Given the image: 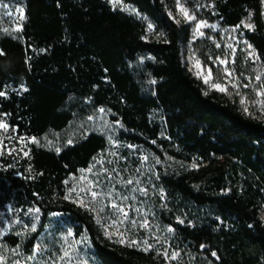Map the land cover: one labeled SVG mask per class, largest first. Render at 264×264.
<instances>
[{
    "label": "trees",
    "instance_id": "1",
    "mask_svg": "<svg viewBox=\"0 0 264 264\" xmlns=\"http://www.w3.org/2000/svg\"><path fill=\"white\" fill-rule=\"evenodd\" d=\"M122 2L144 20L103 0H23L20 37L0 34V92L19 91L0 97V121L6 118L26 139L62 133L73 120L66 110L72 96L110 109L113 121L130 132L120 139L158 157L198 167L214 157L236 162L241 191L228 195L194 191L189 174L162 176L169 196L197 211L209 209L214 218L192 213L191 227L165 215L160 221L174 230L192 264H264V120L245 115L224 94L205 92L192 76L182 56L190 29L172 18L171 0ZM204 19L226 28L249 19L253 27L244 38L264 72L261 0H213ZM142 55L152 58L140 74L155 81L150 96L142 94L131 68ZM153 113L162 124L151 119ZM104 149V138L90 134L59 153L30 146L26 156L0 163V209L18 218L38 209L42 227L52 214L67 217L75 241L89 249L80 251L76 264H166L156 252L106 241L91 215L66 199L68 179ZM40 230L25 244L27 253ZM4 240L20 244L12 236Z\"/></svg>",
    "mask_w": 264,
    "mask_h": 264
},
{
    "label": "rangeland",
    "instance_id": "2",
    "mask_svg": "<svg viewBox=\"0 0 264 264\" xmlns=\"http://www.w3.org/2000/svg\"><path fill=\"white\" fill-rule=\"evenodd\" d=\"M22 1L0 0V34L12 38L20 37L24 13L18 9L23 10ZM103 1L114 10L144 20L134 8L125 5L122 0L115 8L110 0ZM212 1L180 0V5L188 10L189 15L195 16L194 20H189L181 13L177 0H171L174 7L172 18L190 29V39L182 53L183 62L192 76L202 84L205 92L224 94L245 115L264 120V95L258 94L264 93V72L256 52L244 38V31L252 30L245 27V24L251 22L247 19L240 27L226 28L219 22L204 19V13L210 8ZM261 1L264 18V0ZM201 22L205 26L197 30V25ZM151 60L150 56L142 55L131 66L145 96L153 94L155 83L148 76L141 79L140 74H146L145 64ZM205 79L208 80L207 83ZM216 83L226 88V91L213 88L212 85ZM11 92L19 93L10 89L0 97L7 98ZM241 99L245 101L244 104H241ZM66 110L73 117L69 126L62 133H49L36 139L38 143H32V138L17 136L15 130L9 127L6 118L2 119L0 123L7 124L8 128L0 129V163L17 158L20 154L26 156L30 146L59 153L90 134L104 138L105 149L92 160L89 168L71 176L66 182V199L91 215L96 228L106 241L140 251L151 246L150 250L144 252L160 254L166 264H192L193 260L179 248L176 233L160 221V216L165 215L175 219L181 226L191 227L194 225L192 213L214 218V212L209 209L197 211L189 203L181 205L165 191L161 177L173 178L189 174L194 191L228 195L233 191H241V185L235 176V170H239L236 162L225 157H214L207 165L193 167L166 155L158 157L145 147L122 141L120 135L130 132L120 120L113 121L116 115L110 109L96 107L91 100L71 96ZM151 119L159 124L163 122L159 113H153ZM57 148L60 149L59 152L56 151ZM129 180L132 183H127ZM141 188L145 189L146 194L139 191ZM71 189L75 191H70ZM92 191L101 195L93 200ZM113 203L122 208L127 217L113 208ZM260 218L264 225V212ZM145 222L147 227H142ZM41 225V215L37 210H31L23 218H18L11 211L0 209V257H3V264H14L15 261H19V264H76L75 259L80 251H89L82 241H75L73 226L67 217L52 214L46 219L44 227ZM110 225L114 227H109ZM39 230L32 252L27 253L25 244ZM10 236L17 238L20 244L12 247L4 240ZM121 239L125 242L121 243ZM130 241L136 243L130 245ZM65 251L68 255H65ZM174 252L178 256L171 259Z\"/></svg>",
    "mask_w": 264,
    "mask_h": 264
},
{
    "label": "snow or ice",
    "instance_id": "3",
    "mask_svg": "<svg viewBox=\"0 0 264 264\" xmlns=\"http://www.w3.org/2000/svg\"><path fill=\"white\" fill-rule=\"evenodd\" d=\"M110 2L113 4V7L115 8V6H116L117 4L120 3V0H110ZM177 4H178V6H180L181 13L184 15V17H185L186 19H189V20H194V19H195V16H190L188 10L185 9L182 5H180V0H177ZM121 10H125V9L121 8ZM18 11H21V12H22L23 10H22V9H18ZM8 14L10 15L11 13H8ZM21 18H22V17H21ZM177 22H179V21H177ZM242 23H244V22L242 21ZM203 26H205V24H204L203 22L199 23V24L197 25V30H199V28H200V27H203ZM148 27H149V30L151 31V29H152V25L150 24ZM212 27H215V26L213 25ZM245 27L252 28L253 26H252L250 23H246V24H245ZM17 30H19V29H17ZM5 31H7V30H5ZM201 35H203V33H201ZM218 46H219V45H218ZM229 47H231V45H229ZM0 55H3V53L0 52ZM221 63H224V61H221ZM197 64H199L198 61H197ZM208 76H209V77L211 76V71H210V70H209V72H208ZM257 79H259V77H257ZM207 82H208V80L205 79V83H207ZM153 83H155V81H153ZM234 86H235V85H234ZM212 87L215 88V89H217V90H219V91H222V92H223V91H226V88L221 87V85L218 84V83L213 84ZM258 94H259V95H264V93H258ZM2 95H4V93H3V92H0V96H2ZM244 103H245V101H244L243 99H241V104H244ZM100 111H103V109H101ZM245 111L247 112V107H245ZM7 128H8V125H7V124H5V123H0V129H7ZM31 142H32V143H38V141H36L35 138H32V139H31ZM69 143H71V141H69ZM56 151L59 152L60 149L57 148ZM145 159H147V157H145ZM159 162H160V161H159V159L157 158V163H159ZM193 167H195V165H193ZM90 170H91V169H89V171H90ZM127 183L130 184V183H132V181L129 180V181H127ZM83 190H84V189H81V191H83ZM70 191H75V189H71ZM139 191H140L142 194H146V191H145V189H143V188L139 189ZM100 195H101L100 193H97V192H95V191H92V192H91V196H92L93 200H95V199H96L98 196H100ZM124 199H127V197H125ZM81 203H82V205H83V201H81ZM112 207L115 208L117 211L121 212V213L124 215V217H127V213L124 212V210H123L122 208H119L115 203L112 204ZM90 210H91V209H90ZM100 210L103 211V208H101ZM37 211H38V209H37ZM97 222L99 223V219H98ZM180 222L182 223L183 221H180ZM121 223H123V221H121ZM133 224H135V221H133ZM141 226H142V227H147V222H145V223L142 224ZM109 227H114V225H110ZM33 230H34V226H33ZM169 231H172V229L169 228ZM106 234H108V233H107V229H106ZM69 235H71V233H69ZM110 235H111V234H109V238H110ZM120 242H121V243H124L125 241H124L123 239H121ZM129 243H130V245H131V244H135L136 241H130ZM145 243H146V242H145ZM202 247H204V246L202 245ZM150 248H151V246H148V247L144 248L143 250H144V251H148V250H150ZM65 255H68L67 251H65ZM165 255H167V253H165ZM212 255H213V256H216V253L213 252ZM177 256H178V253L174 252V253H172L171 259H176ZM0 264H3V257H0ZM14 264H19V261H15Z\"/></svg>",
    "mask_w": 264,
    "mask_h": 264
}]
</instances>
